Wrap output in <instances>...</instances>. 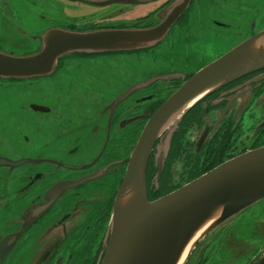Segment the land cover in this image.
<instances>
[{
	"label": "flooded vegetation",
	"instance_id": "flooded-vegetation-1",
	"mask_svg": "<svg viewBox=\"0 0 264 264\" xmlns=\"http://www.w3.org/2000/svg\"><path fill=\"white\" fill-rule=\"evenodd\" d=\"M174 1L87 2L84 5L96 9L152 6L157 21L141 23L111 17L105 25L86 30L76 25V20L54 22L52 14L47 20L51 26L46 30L86 32L152 27L159 22L158 14ZM198 2L204 0H190L164 40L179 26L185 28L179 31L182 38L196 36L195 32L186 31V26L190 24V10ZM211 4L213 15L229 12L228 22L213 20V24L225 29L254 9L235 0ZM52 9H46L50 10L46 13L57 12ZM248 22L245 39L264 30L256 16ZM42 34L38 37L40 43ZM158 45L135 51L69 53L57 60L47 76L0 78L30 81L18 87L32 86L34 98L27 106L32 114L27 121L22 118V104L19 116L11 120L10 126L9 118L0 117V264H16L22 253L34 250L37 254L32 264L101 263L114 199L137 139L164 101L208 63L196 70L170 67L137 81L121 74L123 82L119 84L120 73L116 69L110 73L103 70L96 58L152 51ZM170 52L161 53L160 61L171 62ZM259 100L264 101V68L231 82L198 103L172 134L166 156L158 152L160 142L155 143L145 171L147 199L154 201L228 158L264 146V113L255 118L259 120L257 125L247 126L250 130L254 126L255 136H241L245 119L255 115L254 104ZM193 127L198 134L189 141L187 134Z\"/></svg>",
	"mask_w": 264,
	"mask_h": 264
},
{
	"label": "water",
	"instance_id": "water-1",
	"mask_svg": "<svg viewBox=\"0 0 264 264\" xmlns=\"http://www.w3.org/2000/svg\"><path fill=\"white\" fill-rule=\"evenodd\" d=\"M148 1L132 0L134 3ZM189 2L175 0L158 14L159 22L147 28L86 32L48 29L42 34L36 53L16 56L0 51V78L47 76L60 57L74 52L152 48L164 40ZM263 40L264 30H261L200 68L148 120L117 190L107 228L106 251L100 264H185L203 237L264 198V146L224 161L154 201L147 199L145 181L155 143L159 141L162 147H168V139L190 109L231 82L264 68ZM198 96L201 97L195 105L177 116ZM161 167L162 162L158 174ZM256 264H264V252Z\"/></svg>",
	"mask_w": 264,
	"mask_h": 264
},
{
	"label": "rangeland",
	"instance_id": "rangeland-1",
	"mask_svg": "<svg viewBox=\"0 0 264 264\" xmlns=\"http://www.w3.org/2000/svg\"><path fill=\"white\" fill-rule=\"evenodd\" d=\"M102 1L105 0H0V51L16 56L36 53L41 46L38 37L51 26L47 20H50L52 14L54 22L64 24L66 23L64 21L68 19L71 21L76 20L74 23L84 26L86 30L105 25L111 17L130 19L141 23L149 20L157 21L152 12V6L141 8L113 6L96 9L84 5L87 2L97 3ZM220 1L213 0L209 3L204 0V2H198L190 10L189 22L191 26L190 24L186 26V31L195 32L196 36L193 38L190 36L182 38L179 31L185 28L174 27L168 38L153 48L152 51H136L116 57H100L96 58V61L101 65L103 64V70L106 68L110 73L116 69L120 75L128 76L131 79L130 81H137L170 67L196 70L244 40L245 35L243 36V33L248 31V21L253 15L256 16V20L259 21L261 27H264V0H235L252 5L254 9H250V12L248 11L246 15H241L240 20L232 21L233 26L231 25L229 29L217 27L213 24V20L227 22L229 20L226 17L229 12L224 13L223 16L221 15L222 17L219 14L213 15V4L211 3L217 6ZM52 8L57 12L46 13L50 11L46 9ZM168 50L171 51L172 61H160L162 58L161 53H167ZM112 62H119L120 64L117 66ZM122 75L119 76V84L123 82ZM30 83V81L20 82L16 80L0 81V117L10 119L7 122L8 126H10L13 118L19 116L21 104L25 107L22 111L24 121L31 118L32 114L27 110V106L34 100L31 92L32 86L18 87L21 84L26 86ZM195 107L196 105L192 109ZM254 109L256 110L255 115L245 119L243 125L245 132L241 136L246 139L249 135L252 138L255 136L254 126L259 123V120L255 121V118L259 119L261 113H264V101H256ZM251 125L254 126L250 130V127L247 126ZM11 131L13 130L11 129ZM197 134L196 128L193 127L187 134L188 140H193ZM171 138L172 135L168 139V147H159V154L166 156L170 148ZM229 159L231 158L227 160ZM34 251L22 253L16 264H32L37 254ZM263 252L264 198L240 213L230 223L218 227L203 237L187 257L185 264H256L255 262Z\"/></svg>",
	"mask_w": 264,
	"mask_h": 264
},
{
	"label": "bare ground",
	"instance_id": "bare-ground-1",
	"mask_svg": "<svg viewBox=\"0 0 264 264\" xmlns=\"http://www.w3.org/2000/svg\"><path fill=\"white\" fill-rule=\"evenodd\" d=\"M263 42H264V40H263ZM200 97H201V96H198V97L194 98L192 101H190L188 104H186V105L183 107V109L177 114V116L181 115V114H182L187 108H189V107L195 105L196 102L200 99ZM172 121H173V120H172ZM172 121H171V122H172ZM183 258H184V257H183ZM180 261L182 262L183 259L180 260Z\"/></svg>",
	"mask_w": 264,
	"mask_h": 264
}]
</instances>
